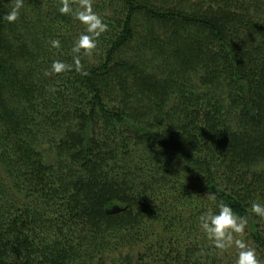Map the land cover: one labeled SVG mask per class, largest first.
<instances>
[{
    "label": "trees",
    "instance_id": "obj_1",
    "mask_svg": "<svg viewBox=\"0 0 264 264\" xmlns=\"http://www.w3.org/2000/svg\"><path fill=\"white\" fill-rule=\"evenodd\" d=\"M13 4L0 0V264H234L200 228L219 202L247 217L264 264L250 209L264 0H92L109 27L80 57L87 75H45L83 31L60 0H23L8 22Z\"/></svg>",
    "mask_w": 264,
    "mask_h": 264
},
{
    "label": "clouds",
    "instance_id": "obj_2",
    "mask_svg": "<svg viewBox=\"0 0 264 264\" xmlns=\"http://www.w3.org/2000/svg\"><path fill=\"white\" fill-rule=\"evenodd\" d=\"M23 0H14V4L4 15L8 22H14L20 15ZM59 13L69 15L83 25V31L74 39L71 47L72 62L64 60H53L45 75L61 74L75 70L81 75L88 73L80 63L81 55L91 54L96 48L99 38L108 30L100 15L93 10L92 0H79V4L73 7V0H60ZM52 48L60 47L59 39L50 41ZM210 199H215L214 193H209ZM251 212L258 217L264 218V202L252 201L250 203ZM247 217L237 214V212L227 203L219 202L215 210L209 209L200 217V228L203 230L212 246L223 251L231 246L237 249L234 264H261L256 249L249 246L244 240L234 239V234L245 232Z\"/></svg>",
    "mask_w": 264,
    "mask_h": 264
},
{
    "label": "rangeland",
    "instance_id": "obj_3",
    "mask_svg": "<svg viewBox=\"0 0 264 264\" xmlns=\"http://www.w3.org/2000/svg\"><path fill=\"white\" fill-rule=\"evenodd\" d=\"M187 77H189V79H191L192 81L196 82V80H199L197 81V83H199L201 80L198 78V77H193L192 74L191 75H188ZM197 83H193V84H196ZM261 222L264 224V218L261 220ZM249 237V231L248 229L246 228L245 232L243 233H240V234H234V239H241V240H244L249 246L255 248L256 250L258 249L256 245H254V243L251 242V240L248 238ZM227 252H235L237 251V249L235 248V246H231L229 248H227ZM114 254L111 253V252H105V256L107 257H112ZM259 255V254H258ZM108 263V262H107Z\"/></svg>",
    "mask_w": 264,
    "mask_h": 264
}]
</instances>
